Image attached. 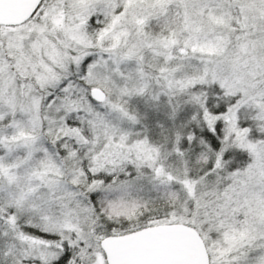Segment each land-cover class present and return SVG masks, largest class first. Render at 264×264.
Listing matches in <instances>:
<instances>
[{
    "label": "snow or ice",
    "instance_id": "1",
    "mask_svg": "<svg viewBox=\"0 0 264 264\" xmlns=\"http://www.w3.org/2000/svg\"><path fill=\"white\" fill-rule=\"evenodd\" d=\"M0 264H264V0H0Z\"/></svg>",
    "mask_w": 264,
    "mask_h": 264
}]
</instances>
